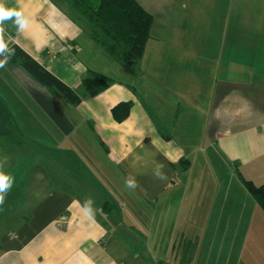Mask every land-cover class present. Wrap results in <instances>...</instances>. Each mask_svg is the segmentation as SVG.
Wrapping results in <instances>:
<instances>
[{"label": "crops", "instance_id": "crops-1", "mask_svg": "<svg viewBox=\"0 0 264 264\" xmlns=\"http://www.w3.org/2000/svg\"><path fill=\"white\" fill-rule=\"evenodd\" d=\"M135 1L153 23L145 53L129 72L91 40L88 24L67 0H4L29 20L23 32L14 20L5 22L8 47L23 51L80 102L69 104L10 58L0 68V151L14 147L27 156V143L38 150L31 161L37 183L32 200L26 204L10 197L1 205L0 264H160L162 258L151 255L153 248L158 254L160 249L150 244L147 232H175L172 237L188 238L198 253L199 234L217 232L219 212L233 201L231 185L242 187L239 177L264 184V0ZM223 10L222 25L193 19ZM218 26L224 58L207 65L208 75L217 79L209 85L202 112H193L189 121H201L207 140L200 170L205 175L195 180L192 147L184 146L187 128L180 127L187 116L183 101L191 99L196 78L202 77L211 56L205 45L216 41L211 30ZM166 33L171 36L165 38ZM88 71L112 83L86 97L81 80ZM190 77L195 78L192 84ZM128 102L127 118L115 121L111 110ZM10 121L24 141L20 147L5 139ZM159 165L163 180L154 175ZM13 166L4 171L26 170L23 159ZM223 172L231 182L217 181ZM129 176L138 183L134 190L125 187ZM89 197L92 217L83 211ZM201 255L192 264H204Z\"/></svg>", "mask_w": 264, "mask_h": 264}, {"label": "rangeland", "instance_id": "rangeland-1", "mask_svg": "<svg viewBox=\"0 0 264 264\" xmlns=\"http://www.w3.org/2000/svg\"><path fill=\"white\" fill-rule=\"evenodd\" d=\"M218 15V16H217ZM225 12L224 10L221 13H206V14H197V16H193V19L196 21L204 22H219L220 24L224 22ZM191 22H195L192 20ZM216 25V24H215ZM222 25V24H221ZM189 31V30H188ZM187 31V32H188ZM212 34L216 36V41L211 45H205V50L208 53H211V56L208 58V62H205L203 66L202 77L199 80L196 78L198 84L196 85L195 90L191 92V99L189 100L186 98L183 101V107L186 110V118L181 119L184 120V125L180 124V127L187 128L185 132L186 142L180 141L181 143L184 142V146L192 147L191 153L192 155V169H191V176L195 180H198L200 176L205 175L203 172L200 174V170L202 169L201 166L206 159L205 154L202 153L203 147L206 145L207 140L205 138L203 129L204 126L201 124V121L198 124L194 125L190 123V117L193 112L201 113L202 108L205 107L207 102V98H209V90H210V83H213L216 77H212L208 75L210 72L207 73V65L214 62V59L217 58V62H220V59H223L224 47L223 44H220L221 40L219 39L218 32L220 31L219 26L216 30H211ZM193 31H191L192 35ZM152 36V35H151ZM154 37L157 35L154 34ZM161 36V35H160ZM171 35L165 34V38H169ZM162 37V36H161ZM203 45V46H204ZM206 57V55L204 54ZM191 60L187 59L179 64H186ZM214 69L211 71V75L214 74ZM176 77V76H174ZM173 76L170 77L172 81ZM189 80L190 84L195 81V78L190 77L186 78ZM201 81V85L199 82ZM178 84V78H177ZM201 86L198 88L197 86ZM194 87V85H193ZM201 90V91H199ZM199 91V92H198ZM194 92L196 93L194 96ZM185 102V103H184ZM186 104V105H185ZM177 129V128H175ZM176 137L177 133L174 132ZM191 137H194V140H191ZM177 141V140H176ZM26 151H28L29 156H25V153H21L19 148L11 147L10 151L2 152L0 151V159L7 158V164L4 166L3 170H6L9 166H16L18 160L23 159L25 163L26 170L22 173L21 166L16 168L14 173H10V175L14 178L13 187L6 196L5 201L10 198L14 197L16 199H22V202L25 201L26 204L29 203L33 196L35 195L34 186L37 184L34 182V173H33V151L35 150L33 147L30 148L29 144L27 143ZM6 149V148H3ZM29 156V157H28ZM29 158V159H28ZM37 160V159H36ZM41 163H37L41 166L51 167L52 169H57L54 165H50L49 161L46 159H40ZM32 165V166H31ZM8 166V167H7ZM13 166V167H14ZM39 169V166H38ZM45 170V169H44ZM202 171V170H201ZM213 177V174H212ZM203 179V177H202ZM204 180V179H203ZM234 182L238 181V179L234 176ZM217 181H224L225 183L231 182V177L227 175V173L223 172L222 174H218ZM239 182V181H238ZM194 185L201 184L200 181H193ZM242 188V189H241ZM230 197L233 200L230 203L229 208L223 207V209L219 212V227L217 228V232H203L197 233L200 236L198 240V253L189 246L186 241L188 238L181 239L175 235L172 237L173 233L175 232H147L148 235L152 237V244L153 242L156 243V247L160 249L159 254L156 252V249L153 248V252L151 255L156 257V259H161L163 262L160 264H192L193 260L198 257L199 252H201V261L204 264H264V214L255 204L254 200L251 198L249 193L243 186H237L232 184L230 187ZM242 190L243 193L240 192ZM227 189L224 191L226 192ZM219 198H222V194L219 193ZM222 202V201H221ZM229 203V201L227 202ZM221 204V203H220ZM219 204V205H220ZM221 209V208H220ZM231 217V218H230ZM8 223V222H5ZM11 225L4 226V229H8ZM10 229V228H9ZM8 229V230H9ZM145 235V232H143ZM186 235H193L196 232H185ZM176 237V238H175ZM145 239V238H144ZM174 239L175 243L172 245V240ZM179 241V243H178ZM170 243V244H169ZM169 244V246H168ZM180 244V249H178L177 245ZM190 244V242H189ZM186 245L187 251L185 254L182 253L183 246ZM173 251L170 252V249ZM165 262V263H164Z\"/></svg>", "mask_w": 264, "mask_h": 264}, {"label": "trees", "instance_id": "trees-1", "mask_svg": "<svg viewBox=\"0 0 264 264\" xmlns=\"http://www.w3.org/2000/svg\"><path fill=\"white\" fill-rule=\"evenodd\" d=\"M72 9L87 24L91 40L118 66L133 72L144 53L150 36L153 18L144 11L135 0H67ZM15 54L9 59L19 64L34 80L44 88L54 89L66 102L77 105L78 95L69 87L49 74L42 66L26 55L15 45H10ZM112 83L111 78L88 71L81 80L86 97H94ZM131 103L116 105L111 114L115 121L127 118ZM6 141L20 147L24 141L20 138L16 126L10 121L6 124ZM243 186L264 214V184L254 185L239 177ZM2 206L0 205V208ZM104 207H108L105 204Z\"/></svg>", "mask_w": 264, "mask_h": 264}, {"label": "clouds", "instance_id": "clouds-1", "mask_svg": "<svg viewBox=\"0 0 264 264\" xmlns=\"http://www.w3.org/2000/svg\"><path fill=\"white\" fill-rule=\"evenodd\" d=\"M14 20L18 32H23L29 24L28 18L24 15L22 10H17L15 8H7L5 6L4 0H0V68H3L8 59L15 54L14 49L8 47V43L4 36V24L6 21ZM7 164V158L0 159V205L5 203L6 196L13 187L14 178L6 173L3 169ZM163 165H159L154 171V175L159 179H165L166 177L162 174L161 169ZM125 187L128 189H135L138 187V183L133 176H129L125 180ZM94 200L89 197L83 202L84 213L92 217L95 214V209L93 207Z\"/></svg>", "mask_w": 264, "mask_h": 264}]
</instances>
